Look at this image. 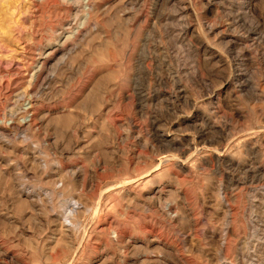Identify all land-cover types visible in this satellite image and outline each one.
<instances>
[{
    "label": "rangeland",
    "instance_id": "obj_1",
    "mask_svg": "<svg viewBox=\"0 0 264 264\" xmlns=\"http://www.w3.org/2000/svg\"><path fill=\"white\" fill-rule=\"evenodd\" d=\"M0 264H264V0H0Z\"/></svg>",
    "mask_w": 264,
    "mask_h": 264
},
{
    "label": "bare ground",
    "instance_id": "obj_2",
    "mask_svg": "<svg viewBox=\"0 0 264 264\" xmlns=\"http://www.w3.org/2000/svg\"><path fill=\"white\" fill-rule=\"evenodd\" d=\"M16 61V60H15ZM31 120V119H30ZM30 122V121H29ZM74 212H76V210H75V208H74V210L72 211H70L67 215H66V219H69L70 218V215H73V213ZM149 232V231H148ZM150 232H151V230H150Z\"/></svg>",
    "mask_w": 264,
    "mask_h": 264
}]
</instances>
